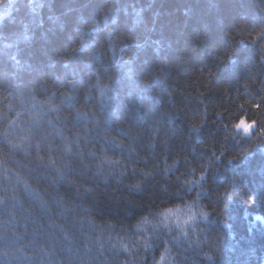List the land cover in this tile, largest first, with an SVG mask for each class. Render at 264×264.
<instances>
[{
	"label": "trees",
	"instance_id": "1",
	"mask_svg": "<svg viewBox=\"0 0 264 264\" xmlns=\"http://www.w3.org/2000/svg\"><path fill=\"white\" fill-rule=\"evenodd\" d=\"M262 8L264 0H0V16L8 11L0 20V252L23 245L9 264H264V135L256 127L248 134L236 127L242 121L264 126V104L254 106L264 96V74L251 80L245 72V65L257 64L258 47L238 31L242 17L264 20ZM82 43L90 47L75 52ZM110 44L120 67L112 63ZM229 54L232 61L221 59ZM69 57L73 62L65 67ZM88 65L115 84L110 103L117 112L108 136L125 145L124 158L132 156L123 164L128 168L123 182L105 183L89 179L91 173L80 175L79 160L53 147L57 166L72 164L69 179L94 188L93 195L76 196L64 181L51 184L55 169L37 167L36 144L45 136L62 149L56 129L69 140L79 130L66 125L68 109L57 113L41 102L55 92L52 103L59 105L64 82L73 76L82 102ZM128 68L136 78L126 77ZM253 72L259 73V65ZM96 95L87 108L77 107L94 111L103 128ZM149 125L159 128L158 136ZM120 129L136 140L130 142ZM102 145L103 134L88 147L99 153ZM39 154L46 163L43 143ZM107 155L121 158L119 150ZM209 160L207 179L198 184ZM141 169L154 175L142 192L130 190L125 185L142 180ZM189 177L196 184L192 190ZM34 193L53 202L51 221ZM57 196L71 198L64 212L54 203ZM193 196L187 202L209 218L192 223L187 236L137 231L142 218ZM85 232L91 234L88 247ZM97 234L107 239L95 259L72 250L79 244L90 248ZM121 247L125 251L117 254Z\"/></svg>",
	"mask_w": 264,
	"mask_h": 264
},
{
	"label": "snow or ice",
	"instance_id": "2",
	"mask_svg": "<svg viewBox=\"0 0 264 264\" xmlns=\"http://www.w3.org/2000/svg\"><path fill=\"white\" fill-rule=\"evenodd\" d=\"M107 11H111V7L107 9ZM262 11H264V8H262ZM105 22H107V16H105ZM241 21L243 22L242 26L240 25L238 28L239 32H246L247 36L249 38V42L253 45H256L258 47V60L257 64L253 66L245 65V72L249 79L254 80L256 78L257 74H264V20H252L249 21L246 17H242ZM115 23V21H113ZM84 40V36H81V41ZM90 45L88 44H81L77 49H74L75 52L83 53ZM142 47V45H141ZM109 50L113 53L112 56V63L116 67H120V63L117 60L115 56V48L112 44L109 45ZM122 51V49H121ZM95 59L98 63L102 62V57L99 53L96 54ZM222 60H233V55H225L221 57ZM72 58H66L65 60V67L69 66L72 63ZM259 65V73H254L253 69ZM88 67L91 69V72L89 73V83L87 85V89L84 91L82 102L80 100V96L77 90V80L73 76L72 78L67 79L64 83L66 84V88L64 91L60 92V104L57 105L55 103H52V101L56 97V93L54 92L47 100L42 101L41 104H46L49 107L50 111H55L57 113H60L63 109L69 110V116L65 118V123L67 126H70L72 129H79L74 132V135L72 136L71 140L67 136L63 134V132L57 128V134L61 136L63 147L62 149L60 146H54L52 143L48 140L47 137L41 136L40 139L37 141L36 149H37V156H36V163L37 167L43 166L45 169H48L49 167L55 169L56 176L55 177H49L51 184H58L61 181H64L69 185V187L74 186L75 187V195L76 196H83L85 194L93 195L94 188L88 187L85 185H81L76 180L69 179L68 171L72 170V164L69 163L67 160L63 162L64 166L63 168L57 166L56 160L52 158L51 152L53 147H56L60 151H62L64 154H70L72 157H75L79 160L82 171L80 172V175L87 176L89 173L91 175L89 176V179L92 178H99L103 180L105 183L109 181V179H115L118 183L123 182V179L128 174V168L123 167V164L130 160L132 153H128V157L124 158L123 153L125 151V145L118 143L114 138H111L108 136V132L111 130V116L117 112V106L110 103L112 98L116 94L115 90V84L111 81V78L108 79V82L105 83V80H103L100 71L96 68H93L91 65H88ZM126 77L129 80H132L135 77V74L133 73V70L131 68H128L126 73ZM211 75V73H209ZM94 76V81L91 79V77ZM140 84H143L145 88H150L151 84L149 81H137ZM80 83H83V78H81ZM261 91H264V81L260 82ZM99 94L100 99L97 101V106L101 110V112L104 113V127H100V120L96 117L94 111H84L81 107H77V105L82 104L83 108H87L88 104H90L92 101L97 99V95ZM31 95V94H30ZM129 96L131 98V93H129ZM140 97L137 96L135 100H139ZM261 103L255 104L254 106L259 109L261 107V104H264V96L260 97ZM74 111V114H73ZM51 124V121H49ZM149 127L152 129V135L158 136L159 134V128L154 127L152 125H149ZM195 128V126H193ZM237 128H243V131L248 134L252 131L254 127L259 129V133L261 135H264V126H261L256 121H252L251 123H246L242 121L241 123H238L236 125ZM119 131L123 132L124 135L128 138L130 142H134L136 140V137L131 134L130 130H124L120 129ZM103 134V145L100 148L99 153L96 151H92L89 149V145H95L96 143H100L101 135ZM46 145V150L48 151L49 155L47 157V162L45 163V156L40 155V146L41 144ZM83 145V146H82ZM73 146L75 147V151H73ZM15 147V145H13ZM130 147V144H129ZM149 148H154V144H149ZM85 149H87V159H85ZM119 150L121 154L120 159H112L107 155L109 151L115 152ZM244 150H247L245 148ZM234 158V157H233ZM100 160V163H97L95 165V168L92 167V162ZM211 167V161L209 160L207 162V167H202L199 170L200 179L197 181L198 184H201L202 181H206L207 175H208V169ZM122 168V170L117 173L115 169ZM67 170V171H66ZM166 170V169H165ZM195 171V169H193ZM137 169L133 167L132 169V176H136ZM140 176L142 177V180H138L136 183H129L125 185L130 190L135 189L136 191L142 192L144 190V182L151 176L154 175V172L152 171H145L143 169L139 170ZM81 187H83V192H81ZM25 188L29 191H31L30 186L25 184ZM37 204L39 205V209L41 213H44L46 216H48V219L51 221V215L52 207L51 204L52 201H49L45 199L42 195L39 193H34ZM16 198L15 196L13 197ZM71 198L69 197V200H65L63 196H57L54 200V203L58 209H60L61 212H64L68 207L70 203ZM83 211H88V209H84L83 206H80ZM30 211V209H29ZM172 213V209H166L164 212L160 213L164 217L165 220H167L168 215ZM59 214V213H58ZM201 215L205 220H208V213L202 212ZM145 219L146 218H142ZM192 218L190 217L189 220ZM257 219H260L257 217ZM42 222V221H41ZM189 221H185L187 224ZM38 227V225H37ZM185 236L188 235L187 231L185 229H182ZM33 242V241H30ZM147 247V245H145ZM23 247V245H21ZM167 251V249L165 250ZM209 259H211V256H207ZM164 257L161 256V260H163Z\"/></svg>",
	"mask_w": 264,
	"mask_h": 264
},
{
	"label": "rangeland",
	"instance_id": "3",
	"mask_svg": "<svg viewBox=\"0 0 264 264\" xmlns=\"http://www.w3.org/2000/svg\"><path fill=\"white\" fill-rule=\"evenodd\" d=\"M11 1L14 2L15 0H11ZM3 13H5V12H3ZM246 123H248V122H246ZM239 129L241 130V132L246 134L243 131V128H239ZM192 182L193 181H192L191 177H189V180L186 182L187 186H189L191 188V190L193 189L192 187H194L196 185ZM195 198H197V197L193 196L192 199H186L185 200L186 202L183 201L184 202L183 204L180 203L179 205H175L173 207L167 208V209H172V213H170L168 215L167 220H165L164 217L162 215H160V213L164 212L165 210L159 211V213H157L154 216L151 215V213H150V215H148L146 217V222H145V219H143V221L140 223V226L138 227L137 231H141L142 234L147 233V231H153V232H157V233L164 232L163 233L164 235L174 234L173 236L181 239L183 237L181 235L184 234L182 229L188 230L192 223L198 224L199 222L205 220L203 218V216L201 215V213L203 211L201 209L200 210L197 209L194 203H192V202L188 203L189 201L195 200ZM190 217L192 218L191 220H189ZM185 221H189V222L186 224ZM246 224H247V222H246ZM77 225L74 228H78ZM79 228H80V226H79ZM85 233L87 234V232H85ZM97 233H100V232H97ZM90 236H91V234H90V232H88V234L85 236V238H83V245L85 247H86V245L88 247V244L90 241ZM105 237H106V235L101 234L95 238V242L97 243V245L102 250L105 248V242L107 239ZM72 250L73 251L77 250V252H78L77 255L80 257L87 256V254H88V252L85 251L80 244L74 245V246L72 245ZM124 251H125L124 247H121V250L119 249L117 254L118 253L123 254ZM46 252L47 251H45V253ZM101 264H104V263H101Z\"/></svg>",
	"mask_w": 264,
	"mask_h": 264
},
{
	"label": "clouds",
	"instance_id": "4",
	"mask_svg": "<svg viewBox=\"0 0 264 264\" xmlns=\"http://www.w3.org/2000/svg\"><path fill=\"white\" fill-rule=\"evenodd\" d=\"M21 249L22 247L9 249L7 246H5V249L0 252V257H2L4 264H9L10 260L17 259L18 254H22Z\"/></svg>",
	"mask_w": 264,
	"mask_h": 264
},
{
	"label": "bare ground",
	"instance_id": "5",
	"mask_svg": "<svg viewBox=\"0 0 264 264\" xmlns=\"http://www.w3.org/2000/svg\"><path fill=\"white\" fill-rule=\"evenodd\" d=\"M8 15V14H7ZM13 222V221H12ZM113 233V234H112ZM111 234L113 235V236H115V232H112ZM121 238V235L118 237V239H120ZM85 251H87L88 252V256L89 257H91V258H93V259H95L96 257H97V252H98V250H99V246L97 245V243L96 242H92V244H91V247L90 248H85V247H82ZM75 252H77V250H74ZM122 264H131V262H130V260H123L122 261Z\"/></svg>",
	"mask_w": 264,
	"mask_h": 264
},
{
	"label": "water",
	"instance_id": "6",
	"mask_svg": "<svg viewBox=\"0 0 264 264\" xmlns=\"http://www.w3.org/2000/svg\"><path fill=\"white\" fill-rule=\"evenodd\" d=\"M8 14V11H6L5 13L2 14V16H0V20L4 19Z\"/></svg>",
	"mask_w": 264,
	"mask_h": 264
}]
</instances>
